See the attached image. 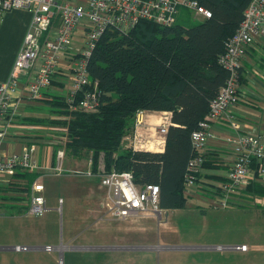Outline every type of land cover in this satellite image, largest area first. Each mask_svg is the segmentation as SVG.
<instances>
[{
  "label": "built area",
  "instance_id": "2783aa9c",
  "mask_svg": "<svg viewBox=\"0 0 264 264\" xmlns=\"http://www.w3.org/2000/svg\"><path fill=\"white\" fill-rule=\"evenodd\" d=\"M184 8L192 10L196 20L212 14L198 0H0V18L14 9L32 12L29 29L9 78L0 82V145L11 137V127L19 106L16 93L22 86L19 83L20 75L33 73L28 86L19 92L20 97L37 99L51 85L58 72L61 71L65 76L71 74V86L66 94L70 100L77 98L86 86L91 87L74 108L97 110L100 105L99 84L90 77L88 58L104 31L113 28L128 32L141 21L171 27L176 24ZM76 29L85 33V44L78 56L70 50ZM261 36H264V0H252L219 58V62L230 71L227 81L211 101L210 110L199 123V128L192 132L194 155L188 162L184 176L183 193L187 198H195L218 208L232 206L237 200L261 198L257 194H248L246 190L253 183L264 189V137L257 132L242 133L237 116L231 110L242 96L240 61L245 57L248 46ZM144 113L137 112L131 147L161 151L166 142L168 127L173 124L171 113L164 116L156 131H152L153 127L149 126V134L142 130L147 126ZM220 123L229 126L224 145L233 153V161L226 175L227 180L216 186H204L199 183L197 174L206 161H213L206 153V148L209 140L216 137L213 125ZM62 129L65 131V128ZM36 149V145L31 144L21 153L0 157V175L7 184L15 181L17 170L37 171L40 168ZM65 150L64 147L57 150L54 173L63 172ZM89 164L92 166V159H89ZM87 174L90 176L94 172L91 169ZM99 176L102 184L107 187L105 214L117 220L154 217L162 224L158 185H138L131 171L119 172L113 169L107 172L100 169ZM43 190L42 182L37 180L32 184L27 203L29 213L42 215L47 209ZM261 199L264 200V197ZM59 210H62V206H59ZM215 248L246 251L248 246L217 245ZM13 249L28 251L36 248L17 245ZM41 249L50 252L55 247L46 245ZM58 261L63 263L62 258Z\"/></svg>",
  "mask_w": 264,
  "mask_h": 264
},
{
  "label": "trees",
  "instance_id": "16d2710c",
  "mask_svg": "<svg viewBox=\"0 0 264 264\" xmlns=\"http://www.w3.org/2000/svg\"><path fill=\"white\" fill-rule=\"evenodd\" d=\"M198 1L212 14L190 25L180 24L179 15L171 27L141 21L128 32L106 29L88 58L90 77L99 84L98 109L74 108L91 89L86 86L74 100L46 94L51 115L35 120L65 128V141L60 139L54 146L55 154L64 147L69 155L92 159L94 173L100 171L101 160L103 171H131L138 185H158L163 209L187 205L183 190L188 162L194 155L192 132L199 128L211 101L227 81L230 71L219 58L252 0ZM239 73L241 77L240 69ZM139 111L171 113L173 124L168 127L163 151L122 144ZM217 164L216 160L203 164L197 174L199 183L218 185L219 174L209 172L218 168ZM39 175L37 171L17 170L14 182L0 186V200L27 211V204L20 202H29L32 184ZM254 184L246 192L264 196V189ZM10 190L16 193L9 195Z\"/></svg>",
  "mask_w": 264,
  "mask_h": 264
},
{
  "label": "rangeland",
  "instance_id": "374dc122",
  "mask_svg": "<svg viewBox=\"0 0 264 264\" xmlns=\"http://www.w3.org/2000/svg\"><path fill=\"white\" fill-rule=\"evenodd\" d=\"M195 21L190 9L181 10L180 24ZM84 36L76 29L70 45L73 53L83 49ZM70 86L69 78L68 90ZM51 132L54 137L48 138L55 146L59 133ZM49 152L48 162L43 163L48 172L40 179L47 205L42 215L0 200V264H264V202L259 199H235L232 206L218 208L188 198L184 208H162V224L158 218L145 216L102 220L107 187L101 177L89 176L92 167L87 160L70 157L68 152L63 172L54 173ZM216 170L209 172L216 174ZM0 181V186H8ZM21 202L26 204V200ZM243 244L248 246L246 251L215 248ZM17 245L36 249L15 251ZM46 245L55 249H41Z\"/></svg>",
  "mask_w": 264,
  "mask_h": 264
},
{
  "label": "crops",
  "instance_id": "0c3cea01",
  "mask_svg": "<svg viewBox=\"0 0 264 264\" xmlns=\"http://www.w3.org/2000/svg\"><path fill=\"white\" fill-rule=\"evenodd\" d=\"M31 20L32 12L27 9L10 10L0 18V82H5L9 78ZM240 71V94L242 96L239 102L232 106L231 110L237 116L242 133L257 132L264 137V36L257 38L248 46L245 57L240 61ZM32 75V72H26L19 77V83L22 86L16 93V98L17 100L19 99L18 112L11 127V137L0 145V157L21 153L29 145L35 144L37 148L36 157L40 164V168L37 170L40 175L37 180L41 182L42 174L48 172L47 167L45 168L43 163L48 162L49 159L47 157L50 154V149L52 151V166L50 165L51 167H49L52 169L53 164L54 166L56 164L57 153L55 154L54 145L50 143V138H48L51 136L54 137V133L51 131H57L59 133V139L63 142L65 141V136L64 130H62L63 126L42 124L35 120L50 117L49 107L45 103V99H47L46 94L66 95L68 92V81L69 78H72V75L68 74V76H65L62 72L57 73L51 85L43 90L40 98L20 97L21 94L19 92L24 89V86L25 88L28 86ZM65 88V92H63ZM167 113L166 111H145L144 115L147 126H144L142 129L145 134L151 133L148 128L149 126L153 127L152 131H156ZM134 127L135 125L133 123L132 131L123 138L122 144L126 147L132 146L131 139L134 134ZM228 130L229 126L223 123L214 124L213 131L216 137L209 140L206 148V153L218 163L216 174H219V179L221 180H216L217 183L225 180L234 157L231 150L224 145ZM164 147L161 151L164 150ZM69 156L76 157L73 155ZM77 158L87 160L88 165H90L89 157ZM94 174L99 175V172ZM0 179L3 180V184H7L3 176L0 175ZM263 197L261 196V198ZM261 198H259L260 202H264ZM27 202L26 200L25 203L27 204ZM108 217L110 216L104 213L100 219L104 220L108 219Z\"/></svg>",
  "mask_w": 264,
  "mask_h": 264
}]
</instances>
